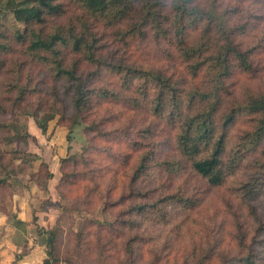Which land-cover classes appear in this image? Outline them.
Segmentation results:
<instances>
[{"label": "trees", "instance_id": "obj_1", "mask_svg": "<svg viewBox=\"0 0 264 264\" xmlns=\"http://www.w3.org/2000/svg\"><path fill=\"white\" fill-rule=\"evenodd\" d=\"M72 3L80 10L75 17L66 16L60 0H11L7 8L16 21L25 24L24 31L16 32L13 38L21 43L31 61L48 66L61 82L62 90L53 93L56 107L64 105L66 110L70 107L80 118L92 100L145 110L151 122L143 123L129 143L137 153L130 184L136 183L155 163L170 174L190 167L210 186L218 187L246 161L251 171L239 189L246 199L264 190V86L248 87L239 99H233L223 109L226 95L233 93L228 90L231 76L238 71L250 77L264 73V60L257 57L261 54L259 49L264 48V30H257L254 41L246 38L248 27L253 25L248 18L252 15H247L252 10L246 0H72ZM51 21L54 22L49 25ZM100 28L109 30L110 42H103ZM1 37L11 38L0 23ZM8 48L0 42V52ZM145 51L147 54H143ZM149 54L151 61L146 59ZM167 60L182 62L183 73L178 76L166 66L157 65ZM24 63L20 71L25 69ZM88 67L93 68L92 72ZM20 83L10 84V91L20 89L14 98L16 103L24 98L26 90ZM242 118L248 119L246 127L241 129L230 156L225 158L230 127ZM159 120L162 122L156 128ZM42 125L44 130L47 122ZM43 148L41 144L36 154L43 159L41 163H46L47 176L44 181L37 178V182L48 191L60 168L55 172L54 164L44 158ZM160 150L163 152L158 153ZM6 183L5 178L0 179V186ZM112 191L106 196H111ZM175 202H183L186 208L193 205V200L185 195L168 193L150 204H130L124 212L129 216L142 215L150 207L159 209L161 203ZM50 204V199L45 198L41 209L47 210ZM4 205L0 201V209ZM55 205L62 207L57 200ZM34 219L38 220L37 214ZM130 219L124 222L133 226ZM94 222L104 225L98 220ZM38 233L46 248L43 264H52L54 255L47 248L54 247L58 230L55 226H40ZM137 239L133 236L126 241L127 255L134 254L133 241ZM212 248L195 260L187 257L184 264H206L216 252ZM220 255L222 264L236 261L258 264L252 250L237 257ZM160 260L157 257V263Z\"/></svg>", "mask_w": 264, "mask_h": 264}, {"label": "rangeland", "instance_id": "obj_2", "mask_svg": "<svg viewBox=\"0 0 264 264\" xmlns=\"http://www.w3.org/2000/svg\"><path fill=\"white\" fill-rule=\"evenodd\" d=\"M10 1L0 0V23L11 37L0 38L6 48L10 47L0 52V105L4 106L0 108V124L5 125L0 126V179L7 180L0 186V201L5 203L16 194L35 202L50 199L44 225L58 230L54 247L47 248L54 255L52 264H148L151 261L184 264L187 257L195 260L211 246L216 252L206 264H222L220 253L237 257L248 250L255 253L258 264H264V190L246 199L239 189L251 165L243 161L238 172L217 187L210 186L190 167L170 174L153 163L146 174L130 184L137 153L129 143L136 137L138 128L150 123L151 118L145 116L142 108L131 110L125 104H103L99 100H92L81 118L73 113L68 100L69 109L64 105L56 107L53 93L56 89L62 90L61 82L48 66L31 61L21 43L13 38L16 32L24 31L25 24L16 21L7 8ZM60 2L66 16L75 17L80 13L72 0ZM246 3L252 10L248 18L253 22L246 38L254 41L257 30H264V0H246ZM99 30H102L103 42H110L109 30ZM259 51L261 54L257 57L264 60V48ZM146 59L151 61V54ZM23 62L25 69L20 71ZM157 65L166 66L178 76L183 73V63L179 60L157 62ZM92 69L88 67L90 72ZM16 82L26 87L24 98L18 103L14 98L20 89L10 91V84ZM259 86H264V73L250 77L236 72L228 80V90L233 93L226 95L223 109L233 99H239L248 87ZM46 122L43 130L41 125ZM157 122L156 128L162 120ZM247 122V118H242L230 127L225 158L230 156ZM149 138L151 141L153 135ZM41 144L44 158L55 165L56 171L60 168L58 177L51 181L45 193L41 187L30 185V181L34 183L37 178L44 181L47 176L46 163H41L43 159L36 154ZM25 181L30 195L25 191ZM55 182L59 185L55 186ZM108 191H112L111 196H106ZM168 193L185 195L193 200V205L186 208L183 202L161 203L159 209L150 207L142 215L129 216L124 212L130 204H150ZM56 200L63 208L55 205ZM128 219L134 221L133 226L125 224L124 220ZM94 220L104 225L99 226ZM133 236L138 238L133 241L134 254L127 255L125 243ZM157 257L161 263H157Z\"/></svg>", "mask_w": 264, "mask_h": 264}, {"label": "crops", "instance_id": "obj_3", "mask_svg": "<svg viewBox=\"0 0 264 264\" xmlns=\"http://www.w3.org/2000/svg\"><path fill=\"white\" fill-rule=\"evenodd\" d=\"M27 183L25 181L24 188L30 195ZM31 184L46 192L36 180L34 183L30 181ZM21 196L14 195L0 209V264H43L47 255L38 228L45 226L44 216L48 208L45 211L41 209L44 199L35 202L30 198L21 199ZM35 214L38 215L37 221L34 219Z\"/></svg>", "mask_w": 264, "mask_h": 264}]
</instances>
